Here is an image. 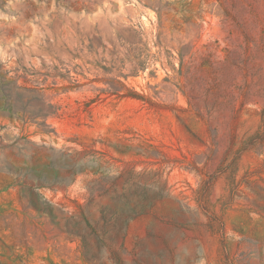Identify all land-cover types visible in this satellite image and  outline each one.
<instances>
[{
  "label": "rangeland",
  "instance_id": "1",
  "mask_svg": "<svg viewBox=\"0 0 264 264\" xmlns=\"http://www.w3.org/2000/svg\"><path fill=\"white\" fill-rule=\"evenodd\" d=\"M0 264H264V0H0Z\"/></svg>",
  "mask_w": 264,
  "mask_h": 264
}]
</instances>
